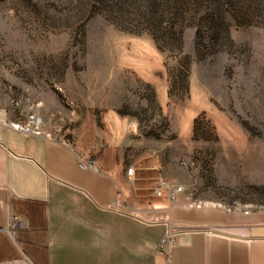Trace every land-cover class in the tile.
<instances>
[{"label":"rangeland","instance_id":"374dc122","mask_svg":"<svg viewBox=\"0 0 264 264\" xmlns=\"http://www.w3.org/2000/svg\"><path fill=\"white\" fill-rule=\"evenodd\" d=\"M164 2L0 0V121L38 117L92 156L120 146L198 206L264 207V0H211L197 26ZM107 114L136 123L127 142L109 141Z\"/></svg>","mask_w":264,"mask_h":264},{"label":"crops","instance_id":"0c3cea01","mask_svg":"<svg viewBox=\"0 0 264 264\" xmlns=\"http://www.w3.org/2000/svg\"><path fill=\"white\" fill-rule=\"evenodd\" d=\"M189 87L198 98V84ZM201 96L204 107L186 116L189 131L196 114L211 109ZM166 103L158 95L159 106ZM104 121L114 144L136 131L116 114ZM120 149L106 143L82 169L77 156L89 155L82 145L0 121V225L10 215L24 225L14 238L0 233V264H264V207L244 214L180 193L175 201L155 196V164L130 161Z\"/></svg>","mask_w":264,"mask_h":264},{"label":"built area","instance_id":"2783aa9c","mask_svg":"<svg viewBox=\"0 0 264 264\" xmlns=\"http://www.w3.org/2000/svg\"><path fill=\"white\" fill-rule=\"evenodd\" d=\"M41 120L38 117H30L25 125H21L20 123L12 124L11 127L20 133L23 134H31V135H41ZM78 166L82 169L91 168L94 165V159L90 155L86 156H77ZM132 168L126 169V174L131 175ZM184 191L182 186H176L168 183L165 179L159 178L153 187V194L155 196H163L166 195L170 201H175L176 195L182 193ZM118 204V202H117ZM119 205V204H118ZM120 206V205H119ZM236 208L242 209L244 214H247L250 210L249 207L236 204ZM24 227L22 221L15 216H9L6 223L0 225V233H4L9 235L11 238H14L16 233ZM169 235L162 240L159 249L162 248L163 244L167 241Z\"/></svg>","mask_w":264,"mask_h":264},{"label":"trees","instance_id":"16d2710c","mask_svg":"<svg viewBox=\"0 0 264 264\" xmlns=\"http://www.w3.org/2000/svg\"><path fill=\"white\" fill-rule=\"evenodd\" d=\"M211 0H165L161 8H159L156 13L164 15L165 13L173 12V15L179 18H184V13L189 12L190 20H193L195 26L207 22L209 15V4ZM155 13V14H156ZM153 39L156 40L155 35H152ZM185 74L188 73V69L185 68ZM188 91V86L184 87ZM171 97V94H169ZM197 122V119H195Z\"/></svg>","mask_w":264,"mask_h":264}]
</instances>
